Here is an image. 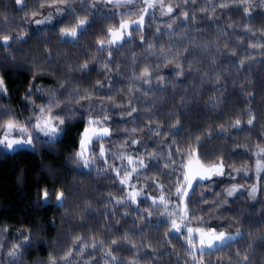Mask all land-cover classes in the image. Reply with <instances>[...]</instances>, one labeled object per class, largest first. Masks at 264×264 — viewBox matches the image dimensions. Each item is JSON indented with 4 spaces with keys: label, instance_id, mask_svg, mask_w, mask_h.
Returning <instances> with one entry per match:
<instances>
[{
    "label": "trees",
    "instance_id": "obj_1",
    "mask_svg": "<svg viewBox=\"0 0 264 264\" xmlns=\"http://www.w3.org/2000/svg\"><path fill=\"white\" fill-rule=\"evenodd\" d=\"M138 5L0 0V37H11L0 40V131L32 129L41 107L64 120L54 142L0 148V264H264V175L254 200L236 194L220 212L235 239L196 250L171 221L181 204L186 222L210 215L225 176L264 148V0H171L166 15ZM91 116L108 134L85 168L76 154ZM194 152L224 171L177 195ZM130 159L134 198L119 180Z\"/></svg>",
    "mask_w": 264,
    "mask_h": 264
},
{
    "label": "rangeland",
    "instance_id": "obj_2",
    "mask_svg": "<svg viewBox=\"0 0 264 264\" xmlns=\"http://www.w3.org/2000/svg\"><path fill=\"white\" fill-rule=\"evenodd\" d=\"M89 1L94 6H105V5L111 6V5H120V4L121 5H127L129 3H132L133 1H139V5H138L139 8H142L144 11H145V9H147V12L153 11V12L157 13L158 15H166V14L170 13L168 11V8L171 5V0H89ZM149 4H152L153 7L149 8L148 7ZM55 14L58 16L57 12H55ZM54 20H56L55 15L53 13H49V16L47 18H44V20L41 19V23H43V21L45 23H50ZM138 21H140V19L136 18L135 20H133L131 22H125L122 24V25H124L123 28L120 27L118 29L119 31H114L113 33L118 34L120 36L119 39H121V37H122L121 34L124 33V30L130 24H137L135 22H138ZM119 32H121V34ZM115 39H117V37L116 36L114 37V35L112 34V37H111L112 41H118L119 40V39H117V40H115ZM103 108H105V106L102 103H96L93 110L99 112V111H102ZM49 114L53 117V115L48 110H46L44 115L47 116ZM37 117H40V112L37 115ZM90 120L93 121V123L90 124L89 123ZM37 122L38 121L36 119L32 125H34ZM15 124L18 128L26 127V126L20 125L18 123H15ZM85 129H89V132L87 135L89 137H91V139H90V141L86 139L85 147L83 149V153H84L83 159L79 158V160L81 161V163L83 164V166L85 168L95 167V166H97V162H96L97 159L99 157L104 158V150L101 146V147H99V150L97 149L98 152L95 153L96 148L93 147V142L95 139H97V136L92 135V131L95 130L97 133L100 134L99 137H102V136H104L102 130L103 129L108 130V128L106 126V121H105V119H103V117L91 116L88 119V123H87ZM85 129L82 132L81 139L85 138ZM3 134H4V132H3V127H2V129L0 131V138L3 137ZM28 134H30L32 136V138H33V136H37V135L44 136L42 133L36 131L33 127H32V129H28ZM28 134H20L18 132H13L9 138L10 139H12V138L27 139ZM262 150H264L263 147L257 149V151L254 152V159L250 164H246L243 167H241L240 169H238L234 172L232 171L225 176V178L222 182V184H223L222 185V194L223 195L220 198L219 203L214 208V211L210 215L203 218L201 221L199 220L200 222L198 221V223L186 222L187 212L185 211L184 204H181L180 209H179V213H177L176 216L174 215V217L171 219L172 224H173V221H175V223L180 226V230L187 231L188 236H189L188 229L191 228L194 230L199 229L206 234H210L212 232V230H215V232L217 234L219 232L223 231L226 234H228L229 236H231L232 239H235L236 237H238L239 232L232 230L226 226L225 220L220 215V212L228 204V200L231 199L236 194L243 193L246 196H248L249 199H251V200L255 199L257 189H258L259 179L262 175H264V167L260 168L259 170L257 169V162L258 161L261 164H264V151H262ZM81 151H82V148H81V142H80L79 152H81ZM197 159L199 160L196 153L194 152L192 155H190L188 157L185 165H187L189 163V161H196ZM84 161H88L87 166H85ZM129 162L132 164V167L130 168L129 171L120 175L119 180H120V182L125 181L124 183H122V182L121 183L124 184L128 188L129 195L131 197H133V195H136L138 193L136 190L131 188V180H132L131 177H132V173L134 172V169H135V165H133L135 163V161L130 159ZM199 163L201 165H203L204 168H210L213 165L221 166L220 167L221 173H223V171H224V167L220 163L212 164V165H204L200 160H199ZM193 167L195 168L196 166L193 165ZM216 174L217 173H215V172L207 173L206 175L210 176V178H206L203 180H210L213 177H215ZM194 182L195 181H193L192 184ZM180 187H182V192H181L182 195H184V192H183L184 188L187 189V192L190 189V188H187V185L184 184V182ZM253 189H255V191H253ZM230 191L232 193L231 195H229ZM153 198H159V197H153ZM159 200H161V199L159 198L158 201ZM183 201H184V197H181V202H183ZM190 238H192V245H195L194 248L196 250H200V233L194 231ZM206 239H207V237H206ZM232 239H229V240H232ZM229 240H226V241H229ZM226 241H224L223 243H225ZM214 243H215V247H218V246L223 244V243H219V242H214ZM211 249H213V248H211ZM204 250H210V248H207L205 246Z\"/></svg>",
    "mask_w": 264,
    "mask_h": 264
},
{
    "label": "snow or ice",
    "instance_id": "obj_3",
    "mask_svg": "<svg viewBox=\"0 0 264 264\" xmlns=\"http://www.w3.org/2000/svg\"><path fill=\"white\" fill-rule=\"evenodd\" d=\"M22 2V0H16L17 4H20ZM70 7V5H69ZM149 8L153 7L152 4L148 5ZM145 11L147 12V9H145ZM168 11L171 12L172 8L169 7ZM143 20V18H141V21L135 22V23H141ZM37 23H41V21H37ZM86 24L85 20H80L78 27L83 28L84 25ZM121 27L123 28L124 25H121ZM62 37H69V38H73L77 35V29L73 28L71 30H64L61 33ZM114 36L117 37V39L120 38V36L116 33H113ZM11 39V37L9 36H2L0 37V40H2L4 43H7L9 40ZM145 74L147 75V70H145ZM0 91H6V89L3 88V79L0 78ZM53 103H56L55 101H53ZM46 109L41 107L40 108V117H33L32 119H37V123H35L34 125H32V127L42 133L45 137L48 138V142H54L57 137H59L60 133L62 132V128L61 125L64 124V120L60 119V118H53L50 114L45 116ZM253 120L249 119L247 121L248 124H252ZM89 123H93V121H89ZM240 121L236 122V126H239ZM103 134L107 135L108 134V130L107 129H103ZM3 137L0 138V148L4 149L5 151H14L17 148L23 149L26 147H31L33 145V139L32 136L30 134H28V128L27 127H20L18 128L15 124L14 121L9 120L5 125H3ZM13 132H18L20 134H28V138L27 139H15L12 138L10 139L9 137L12 135ZM89 132V129H85V138L81 139V148L82 151L78 152L76 155L78 158L83 159V149L85 147V143H86V139L90 141L91 137H89L87 134ZM92 135L97 136V138H99V133H97L95 130L92 131ZM135 143V141H134ZM264 151V150H262ZM193 153H189L188 155H192ZM131 162V161H130ZM85 166L88 165V161H84ZM193 165H195L196 167L194 168ZM220 167L221 166H217V165H213L210 168H204L203 165H201L199 163V160L197 159L196 161H189V163L187 165H182V168L184 170V184L187 185V188H191L192 187V182L196 181V180H203L206 178H210V176L206 175L207 173H211V172H215L217 174H222L220 171ZM264 167V164H261L259 161L257 162V169L259 170L260 168ZM135 171V169H134ZM122 183H124L125 181H121ZM253 191H255V189H253ZM182 192V187H177L176 189V193L177 195H179ZM184 195H187V189L184 188L183 189ZM231 191L229 192V195H231ZM49 193L47 192V190H45L43 192V198L45 200H47ZM134 198V195H133ZM63 199V192H60L56 195V200L57 202H62ZM161 200H163V197H161ZM173 228L179 232L180 231V226L177 225L175 223V221H173ZM196 231L200 233V250L203 251L204 247L206 246L207 248H214L215 247V243L214 242H219V243H223L226 240L232 239L231 236H229L228 234H226L225 232L221 231L218 234L215 232V230H212V232L210 234H206L204 232H202L199 229H188V233L189 236H192V233ZM207 237V239H206ZM25 240H27V237L25 238ZM77 240H80L79 237H77ZM113 243H116L115 241H113ZM189 243L192 244V240L191 238L189 239ZM193 247H195V245H192ZM93 247H95V244H93ZM83 250V249H82ZM14 253H10V255H12ZM68 256H71V252L68 253ZM64 259H67V257H65ZM245 259H247V257H245ZM54 264V262H53Z\"/></svg>",
    "mask_w": 264,
    "mask_h": 264
}]
</instances>
